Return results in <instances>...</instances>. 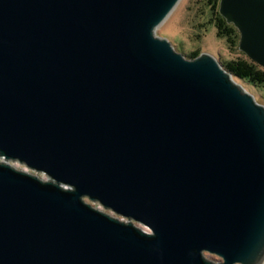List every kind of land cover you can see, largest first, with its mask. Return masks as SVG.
I'll list each match as a JSON object with an SVG mask.
<instances>
[{
	"label": "water",
	"instance_id": "water-1",
	"mask_svg": "<svg viewBox=\"0 0 264 264\" xmlns=\"http://www.w3.org/2000/svg\"><path fill=\"white\" fill-rule=\"evenodd\" d=\"M179 1L0 0V157L48 177L0 162V264L263 263L264 107L156 36ZM218 12L264 69V0Z\"/></svg>",
	"mask_w": 264,
	"mask_h": 264
},
{
	"label": "rangeland",
	"instance_id": "rangeland-1",
	"mask_svg": "<svg viewBox=\"0 0 264 264\" xmlns=\"http://www.w3.org/2000/svg\"><path fill=\"white\" fill-rule=\"evenodd\" d=\"M155 34L157 37L167 39L174 49L183 54L187 59L190 53L195 51H198L199 55L204 53L210 54L218 62L235 60L243 56V53L237 47L230 49L226 39L222 36H217V29L215 28L212 11L207 4V0H180L166 20L155 30ZM235 82L244 91L252 95L257 104L264 107V87L256 88L236 80ZM0 162H7L14 169L35 175L42 181L48 180V177L43 173L30 170L17 161H5L0 157ZM83 202L110 217L127 222V219L116 215L111 210L103 208L97 201H90L85 197L83 198ZM131 223L143 232L151 233L145 226L134 221H131ZM204 258L213 263H218L221 259L209 253H204Z\"/></svg>",
	"mask_w": 264,
	"mask_h": 264
},
{
	"label": "trees",
	"instance_id": "trees-1",
	"mask_svg": "<svg viewBox=\"0 0 264 264\" xmlns=\"http://www.w3.org/2000/svg\"><path fill=\"white\" fill-rule=\"evenodd\" d=\"M220 0H207L213 15L217 36L224 37L230 49L238 48V32L232 25H228L224 18L219 15L218 7ZM199 55L198 51L192 52L189 58ZM223 69L229 72L236 81L251 85L256 88L264 87V69L250 60L245 54L235 60L220 62Z\"/></svg>",
	"mask_w": 264,
	"mask_h": 264
},
{
	"label": "bare ground",
	"instance_id": "bare-ground-1",
	"mask_svg": "<svg viewBox=\"0 0 264 264\" xmlns=\"http://www.w3.org/2000/svg\"><path fill=\"white\" fill-rule=\"evenodd\" d=\"M263 263H264V261H263Z\"/></svg>",
	"mask_w": 264,
	"mask_h": 264
}]
</instances>
